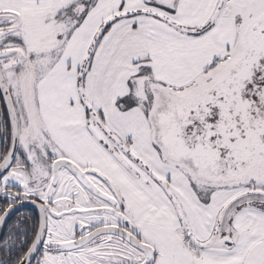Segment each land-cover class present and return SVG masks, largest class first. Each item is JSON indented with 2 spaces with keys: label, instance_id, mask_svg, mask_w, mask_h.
I'll return each mask as SVG.
<instances>
[{
  "label": "snow or ice",
  "instance_id": "snow-or-ice-1",
  "mask_svg": "<svg viewBox=\"0 0 264 264\" xmlns=\"http://www.w3.org/2000/svg\"><path fill=\"white\" fill-rule=\"evenodd\" d=\"M0 264H264V0H0Z\"/></svg>",
  "mask_w": 264,
  "mask_h": 264
},
{
  "label": "water",
  "instance_id": "water-1",
  "mask_svg": "<svg viewBox=\"0 0 264 264\" xmlns=\"http://www.w3.org/2000/svg\"><path fill=\"white\" fill-rule=\"evenodd\" d=\"M2 233H0V236H1Z\"/></svg>",
  "mask_w": 264,
  "mask_h": 264
},
{
  "label": "flooded vegetation",
  "instance_id": "flooded-vegetation-1",
  "mask_svg": "<svg viewBox=\"0 0 264 264\" xmlns=\"http://www.w3.org/2000/svg\"><path fill=\"white\" fill-rule=\"evenodd\" d=\"M1 236H2V234H1Z\"/></svg>",
  "mask_w": 264,
  "mask_h": 264
},
{
  "label": "trees",
  "instance_id": "trees-1",
  "mask_svg": "<svg viewBox=\"0 0 264 264\" xmlns=\"http://www.w3.org/2000/svg\"><path fill=\"white\" fill-rule=\"evenodd\" d=\"M3 235V234H2Z\"/></svg>",
  "mask_w": 264,
  "mask_h": 264
}]
</instances>
